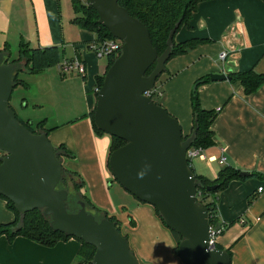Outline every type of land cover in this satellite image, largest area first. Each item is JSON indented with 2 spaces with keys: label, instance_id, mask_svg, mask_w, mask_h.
I'll return each mask as SVG.
<instances>
[{
  "label": "crops",
  "instance_id": "obj_1",
  "mask_svg": "<svg viewBox=\"0 0 264 264\" xmlns=\"http://www.w3.org/2000/svg\"><path fill=\"white\" fill-rule=\"evenodd\" d=\"M78 15L73 0H0V51L7 45L9 51L4 54L11 61L18 58V45L24 42L30 48L57 46L61 51L60 61L73 58L84 61L83 76L77 72L62 74L56 67L59 75L70 77L63 80L72 88L70 97L75 104L69 108H61L65 100L61 96L63 88L56 85L58 75L50 67L30 73L23 60L17 71L21 82L14 87L27 83L19 73L34 75L27 88L39 87L41 93L32 99V104L49 109L35 120L25 114L23 121L32 125L43 122L54 147L63 144L72 154L85 156L80 160L81 168L75 162L68 164L84 176L93 196L97 182L103 184L109 176L106 165L111 136L96 133L89 116L96 103V77L104 75L109 58L97 57L90 50L96 35L74 20ZM189 23L190 27L182 26L177 31L176 42L192 38L208 41L169 59L161 83L160 103L177 119L183 135L192 131L190 92L196 79L211 73H229V69L253 68L264 72V2L201 1ZM222 51L227 52L224 60L219 58ZM96 59L104 62L97 64ZM199 101L204 109L217 113L211 124L214 142L202 148L203 156L190 160L194 174L214 180L225 166L255 174L232 179L217 192L219 221L233 223L216 237V242L222 249L231 246V264H264V83L245 93L238 81H211L199 87ZM77 122L80 126H76ZM260 186L263 189L258 192ZM13 218L6 201L0 198V223ZM173 244L170 241L165 245L164 257L170 264H183L174 256ZM79 247V241L74 238L47 247L23 236L10 242L6 235H0V264H75Z\"/></svg>",
  "mask_w": 264,
  "mask_h": 264
},
{
  "label": "water",
  "instance_id": "obj_2",
  "mask_svg": "<svg viewBox=\"0 0 264 264\" xmlns=\"http://www.w3.org/2000/svg\"><path fill=\"white\" fill-rule=\"evenodd\" d=\"M98 23L122 41L119 55L106 69L96 94L95 127L124 141L108 155V167L119 185L140 202L156 208L166 227L181 237L177 253L183 264H231L225 249L209 243V216L196 200L198 182L186 150L196 125L184 138L177 119L144 94L164 72L179 23L169 31L158 54L148 28L118 0H89ZM150 72L146 74L149 68ZM231 70L229 69L228 72ZM17 67L0 51V195L21 215L41 209L53 230L95 248L91 264H139L127 238L114 221L96 219L84 202L66 208L68 190L59 188L62 161L46 131L32 132L9 104ZM211 73V81L229 79ZM241 177L251 175L239 171ZM217 188V184L206 187Z\"/></svg>",
  "mask_w": 264,
  "mask_h": 264
},
{
  "label": "trees",
  "instance_id": "obj_3",
  "mask_svg": "<svg viewBox=\"0 0 264 264\" xmlns=\"http://www.w3.org/2000/svg\"><path fill=\"white\" fill-rule=\"evenodd\" d=\"M201 1L207 0H118V3L126 8L133 17L137 18L146 25L153 47L156 49L158 54H161L166 47V39L168 37L169 31L174 27L176 23H179V25L176 28L175 34L182 26L190 27L189 22L192 18L193 13L196 11L198 3ZM262 1L264 2V0ZM73 4L76 13L79 14L74 18V20L82 28L93 32L96 35V42L113 37L104 26L98 23V15L96 11L89 5V3L86 4L81 2L80 0H73ZM175 34L173 36L172 49L168 60L176 55L185 53L187 49L193 48L198 43L208 41V39L192 38L182 42H176ZM8 51V46H4L2 52L5 53ZM60 58L61 51L57 46L30 48L27 43L20 42L18 45V58L12 59L10 62L16 65L18 71V69H20L19 62L21 60H24L25 69L30 73H35L47 67L56 65L60 61ZM108 58L109 62L107 68L116 57L110 55L108 56ZM152 67L153 66L149 68L146 74L150 72ZM228 74L230 76L229 80L238 81L242 85L245 93H251L255 91L262 83H264V72H256L253 68L246 71L231 70ZM102 78L103 75L96 77V86L98 88L101 85ZM18 82L21 81L17 79L16 74L14 78V84ZM208 82H211L210 74L196 79L190 92L192 130L196 125L195 137L191 144V146L193 147L203 148L214 142L211 124L217 112L216 110L204 109L199 101V87ZM153 101L161 105L160 102L155 101V98H153ZM89 116L96 133L103 134L104 132L98 130L94 125L93 110L89 114ZM18 120L24 123V125H26L32 132H47V129H45L43 126V122L32 125L31 122L23 121L20 119ZM187 136L188 135H184V138H186ZM123 143V140L111 136L109 153L112 150L123 145ZM55 149L58 152V157L61 161L64 157H74V155L63 144L55 147ZM238 173L239 170L230 166H225L220 171L218 177L214 180H208L202 176L195 175L196 181L199 183L197 186L196 200L201 202L206 207L209 216V224L220 229L219 234H222L233 222L224 224V222L219 221L216 213V194L222 188L226 187L230 180L246 178L239 176ZM251 175L255 174L253 173ZM67 179L72 182V189L75 193L69 192L67 187ZM213 184H217L216 189L208 190L206 188L207 186ZM58 187L68 190L66 208L69 212L77 211L80 207L79 202L82 201L85 204L86 210L92 213L96 219H101L103 217L109 218L110 220L115 222L116 227L120 232L117 219L113 215H108L105 211L96 208V206L89 200L84 180L76 171L68 170L62 165V177L58 184ZM0 198L6 201L8 209L12 211L14 215V218L11 221L0 223V235H6L8 241H13V239L17 236H23L38 244L51 247L58 241L67 240L68 238H74L60 231L53 230L50 226V217L44 215L41 209H33L21 215L19 212H17L14 204L11 201L1 195ZM90 209L93 210V212L90 211ZM153 209L156 215L160 218L161 222L164 224L156 208L153 207ZM169 231L174 240V245L172 248L173 252L178 257L177 246L179 241L181 240V237L178 233L170 229ZM124 236L126 237V235ZM76 240L79 241L80 247L77 251V261L75 264H91L95 248L80 239ZM214 244L217 248H221L216 241ZM230 249L231 246L225 248V250L231 257Z\"/></svg>",
  "mask_w": 264,
  "mask_h": 264
},
{
  "label": "rangeland",
  "instance_id": "obj_4",
  "mask_svg": "<svg viewBox=\"0 0 264 264\" xmlns=\"http://www.w3.org/2000/svg\"><path fill=\"white\" fill-rule=\"evenodd\" d=\"M177 38V35H176ZM70 55V53H68ZM85 55V52L82 50V56ZM20 61L19 65L21 66ZM95 62L97 64H101L104 62L103 60L96 59ZM55 74L58 75V79L56 80V85L62 86L63 94L61 96H65V100L61 108H69L74 103L73 99L70 97V92L72 90L71 84L63 81L67 76L59 75L57 72L56 66L50 67ZM23 80L28 84L33 82V76L30 74L19 73ZM163 74V73H162ZM160 75L157 79L155 85L160 88L162 91V78L163 75ZM37 76V75H36ZM70 78V77H68ZM66 78V79H68ZM93 81L94 78L92 77ZM17 85L13 88L9 104L14 109L16 116L18 119L23 120V116L25 114L29 115L30 120L38 119L39 115L49 109L46 106L34 107L32 104V99L38 96L41 92L39 87L27 88L28 84ZM74 85V84H73ZM75 87H73L74 90ZM163 93V91H162ZM93 95V94H92ZM94 96V95H93ZM95 97V96H94ZM155 101L161 102L162 98L154 96ZM27 103V104H26ZM35 109V110H34ZM81 122V121H78ZM77 122V123H78ZM36 123V122H35ZM34 123V125H35ZM76 126H80L78 123ZM100 136L110 138V135L103 133ZM94 145V142L92 143ZM73 158L64 157L62 159V165L64 168L68 170L76 171L84 180L86 192L88 194L89 200L96 206V208L105 211L108 215H113L117 221L120 228V232L122 235H126L130 250L134 254L139 264H170L169 260L164 257V247L166 244H169L170 241L174 243L173 237L168 228L161 222L160 218L154 212V209L150 207V205L146 203H142L139 200L135 199L130 193L125 191L119 183L112 176L109 168H106L109 172V176L104 178L105 181L97 182L96 190H94L93 196L88 191L86 180L84 176L78 172L77 170L70 167L69 162H75L78 168H81L82 160L85 156H78L76 153ZM108 155V154H107ZM98 172V170H97ZM96 172V173H97ZM98 177V176H97ZM95 177V181L98 180ZM90 183V182H89ZM67 187L69 192L75 193L72 189V182L67 179ZM151 211L150 212L148 211ZM93 212V210L90 209ZM154 216V217H152ZM132 219V222H131ZM244 229L245 225L242 226ZM219 238V235L217 236ZM174 245V244H173ZM173 248V247H172ZM173 252V249H172ZM174 254V252H173ZM174 256H176L174 254ZM176 258H178L176 256Z\"/></svg>",
  "mask_w": 264,
  "mask_h": 264
},
{
  "label": "built area",
  "instance_id": "obj_5",
  "mask_svg": "<svg viewBox=\"0 0 264 264\" xmlns=\"http://www.w3.org/2000/svg\"><path fill=\"white\" fill-rule=\"evenodd\" d=\"M83 3H89V0H80ZM122 41L118 38L112 37L106 40H102L99 42H94L89 46L90 50H92L97 57H103V56H115L117 57L120 53ZM227 55L226 51H222L219 54V58L224 60ZM56 67L58 71L62 74H66L69 72H77L80 75H84L86 70V65L84 61L73 58V59H66L63 61H60L56 64ZM96 92L98 91V87L95 88ZM144 94L148 97H150L153 100L154 96H161L162 91L159 87L156 85L153 86V88L147 90L144 92ZM4 153L0 151V156H3ZM203 156V151L201 147H193L190 146L186 150V157L190 161L191 159L195 157ZM224 160V158H222ZM263 189L262 186L258 187V192H260ZM240 222H244V220H241ZM220 229L212 226L209 224V243L211 245H215L216 237L219 235Z\"/></svg>",
  "mask_w": 264,
  "mask_h": 264
}]
</instances>
